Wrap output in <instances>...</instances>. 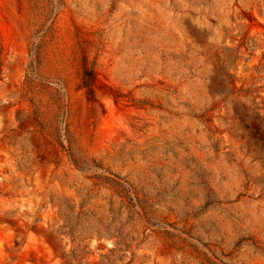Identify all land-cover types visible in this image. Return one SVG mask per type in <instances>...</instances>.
Masks as SVG:
<instances>
[{"label": "rangeland", "instance_id": "1", "mask_svg": "<svg viewBox=\"0 0 264 264\" xmlns=\"http://www.w3.org/2000/svg\"><path fill=\"white\" fill-rule=\"evenodd\" d=\"M0 264H264V0H0Z\"/></svg>", "mask_w": 264, "mask_h": 264}]
</instances>
